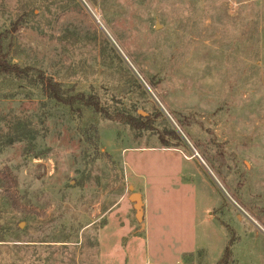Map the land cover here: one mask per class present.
Instances as JSON below:
<instances>
[{
  "label": "rangeland",
  "instance_id": "374dc122",
  "mask_svg": "<svg viewBox=\"0 0 264 264\" xmlns=\"http://www.w3.org/2000/svg\"><path fill=\"white\" fill-rule=\"evenodd\" d=\"M0 51L111 118L0 76V264H264V0H0Z\"/></svg>",
  "mask_w": 264,
  "mask_h": 264
},
{
  "label": "trees",
  "instance_id": "16d2710c",
  "mask_svg": "<svg viewBox=\"0 0 264 264\" xmlns=\"http://www.w3.org/2000/svg\"><path fill=\"white\" fill-rule=\"evenodd\" d=\"M0 76L10 77L15 80H23L27 82L28 85L37 88L39 87L44 98L57 105H62L69 108H72L76 105L83 106L93 110L96 113L104 115L108 119H111L108 117V114L105 112L104 108L100 105V102L96 96H84L82 93L69 94V90L63 89V86L60 83L54 81L51 76H48L43 71L37 70L35 68L20 67L17 64H12L7 60V55L2 54L1 51ZM118 120L134 130L144 129L145 127L139 122L138 119L132 118L130 116H119ZM149 128L150 126L146 129ZM170 135L176 143L172 144L163 135L159 136L163 148H169L172 145L177 148L180 145L177 136H175V134L172 132H170ZM229 234L230 238L216 264H234L231 251V247L234 243L233 238H231L233 234L232 231H229Z\"/></svg>",
  "mask_w": 264,
  "mask_h": 264
},
{
  "label": "crops",
  "instance_id": "0c3cea01",
  "mask_svg": "<svg viewBox=\"0 0 264 264\" xmlns=\"http://www.w3.org/2000/svg\"><path fill=\"white\" fill-rule=\"evenodd\" d=\"M141 195V193H140ZM141 204H142V208H141V219H142V225H143V220H144V200L142 198V195H141Z\"/></svg>",
  "mask_w": 264,
  "mask_h": 264
},
{
  "label": "water",
  "instance_id": "95a60500",
  "mask_svg": "<svg viewBox=\"0 0 264 264\" xmlns=\"http://www.w3.org/2000/svg\"><path fill=\"white\" fill-rule=\"evenodd\" d=\"M156 28H158V27H156ZM135 196H136V195H135ZM132 200H133L134 203H135V208H136V211H137V213H138V215H139L140 207H139V205H138V199L133 198ZM140 215H141V213H140Z\"/></svg>",
  "mask_w": 264,
  "mask_h": 264
},
{
  "label": "bare ground",
  "instance_id": "6f19581e",
  "mask_svg": "<svg viewBox=\"0 0 264 264\" xmlns=\"http://www.w3.org/2000/svg\"><path fill=\"white\" fill-rule=\"evenodd\" d=\"M133 198H136V199H138V205H139V198H138V196L136 195V196H132V199Z\"/></svg>",
  "mask_w": 264,
  "mask_h": 264
}]
</instances>
